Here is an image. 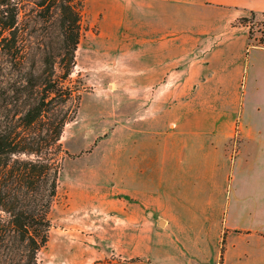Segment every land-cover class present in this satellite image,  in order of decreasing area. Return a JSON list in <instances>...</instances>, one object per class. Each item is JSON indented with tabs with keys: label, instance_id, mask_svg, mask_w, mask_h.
<instances>
[{
	"label": "crops",
	"instance_id": "1",
	"mask_svg": "<svg viewBox=\"0 0 264 264\" xmlns=\"http://www.w3.org/2000/svg\"><path fill=\"white\" fill-rule=\"evenodd\" d=\"M99 3L104 24L109 16L111 38L135 48L125 70L131 95L142 96L146 113L141 122L132 120L131 131L134 139L145 136L147 148L156 147L160 186H175L182 170H212L214 193L207 202L181 208L177 200H147L146 191L128 186L126 226L110 249L113 259L92 257L86 264H218L222 237L221 264H264V170H245L252 160L242 155L264 130L243 118L241 90L251 46L248 39L238 45L231 25L252 11L264 15V0ZM139 78L141 85L135 83ZM233 141L239 146L230 153L226 147ZM222 187L225 192L218 191ZM155 226L171 241L154 242Z\"/></svg>",
	"mask_w": 264,
	"mask_h": 264
},
{
	"label": "rangeland",
	"instance_id": "2",
	"mask_svg": "<svg viewBox=\"0 0 264 264\" xmlns=\"http://www.w3.org/2000/svg\"><path fill=\"white\" fill-rule=\"evenodd\" d=\"M99 8V0H85L76 64L67 80L77 89L79 106L61 135L58 187L49 211V239L38 253L39 264H86L92 257L110 262V249L126 226L123 209L128 186L146 191L147 200H177L181 208L207 202L214 193L212 170H182L175 175V186H160L156 147L147 148L145 136L134 139L131 131L132 120L139 123L146 113L142 96L131 95L128 85L132 79L125 70L128 52L135 48L111 38L109 16L104 24ZM262 17L256 15L257 20ZM238 18L231 25L236 24L234 37L241 45L247 41V27ZM248 51L241 90L243 118L264 130V48L253 45ZM142 81L139 78L135 83ZM156 114L150 112L151 117ZM134 129L140 132L143 128L137 124ZM238 146L233 141L226 149L234 153ZM243 153L252 160L245 170H264V133L246 144ZM156 188L161 189L157 196ZM220 189L225 192L224 187ZM150 234L154 242L171 241L158 226Z\"/></svg>",
	"mask_w": 264,
	"mask_h": 264
},
{
	"label": "trees",
	"instance_id": "3",
	"mask_svg": "<svg viewBox=\"0 0 264 264\" xmlns=\"http://www.w3.org/2000/svg\"><path fill=\"white\" fill-rule=\"evenodd\" d=\"M85 0H0V264H39L49 239L61 135L74 119ZM264 48V15L238 19ZM236 24H233V26ZM225 239L220 241L222 263Z\"/></svg>",
	"mask_w": 264,
	"mask_h": 264
}]
</instances>
